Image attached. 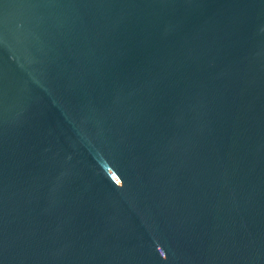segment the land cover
Returning <instances> with one entry per match:
<instances>
[{"label":"water","instance_id":"1","mask_svg":"<svg viewBox=\"0 0 264 264\" xmlns=\"http://www.w3.org/2000/svg\"><path fill=\"white\" fill-rule=\"evenodd\" d=\"M0 264H264V0H0Z\"/></svg>","mask_w":264,"mask_h":264}]
</instances>
